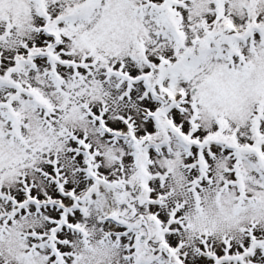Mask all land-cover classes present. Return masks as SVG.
Returning a JSON list of instances; mask_svg holds the SVG:
<instances>
[{"label": "snow or ice", "instance_id": "obj_1", "mask_svg": "<svg viewBox=\"0 0 264 264\" xmlns=\"http://www.w3.org/2000/svg\"><path fill=\"white\" fill-rule=\"evenodd\" d=\"M0 264H264V0H0Z\"/></svg>", "mask_w": 264, "mask_h": 264}]
</instances>
